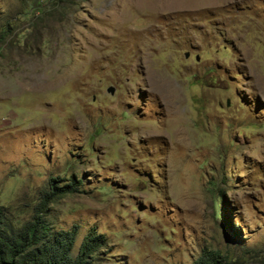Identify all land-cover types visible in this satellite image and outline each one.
<instances>
[{
    "label": "rangeland",
    "instance_id": "1",
    "mask_svg": "<svg viewBox=\"0 0 264 264\" xmlns=\"http://www.w3.org/2000/svg\"><path fill=\"white\" fill-rule=\"evenodd\" d=\"M71 178L91 264H264V0H0V206Z\"/></svg>",
    "mask_w": 264,
    "mask_h": 264
},
{
    "label": "trees",
    "instance_id": "2",
    "mask_svg": "<svg viewBox=\"0 0 264 264\" xmlns=\"http://www.w3.org/2000/svg\"><path fill=\"white\" fill-rule=\"evenodd\" d=\"M82 184L75 178L63 185L51 183L33 207L31 219L20 227L14 226L7 209L0 206V264H91L96 251L106 245L104 234L92 228L74 253L76 228L58 230L46 218V210L58 196L78 192ZM218 198L222 204L220 213L228 226L224 192H219ZM229 229L233 237L238 236L232 226ZM200 256L193 264H235L228 252L222 253L218 249H204Z\"/></svg>",
    "mask_w": 264,
    "mask_h": 264
},
{
    "label": "water",
    "instance_id": "3",
    "mask_svg": "<svg viewBox=\"0 0 264 264\" xmlns=\"http://www.w3.org/2000/svg\"><path fill=\"white\" fill-rule=\"evenodd\" d=\"M109 92L113 94L114 90L112 88H109Z\"/></svg>",
    "mask_w": 264,
    "mask_h": 264
}]
</instances>
